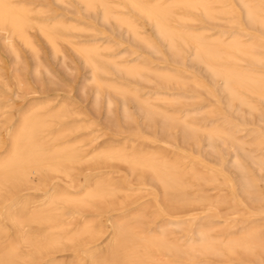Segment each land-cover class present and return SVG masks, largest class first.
Returning a JSON list of instances; mask_svg holds the SVG:
<instances>
[{"label":"rangeland","instance_id":"obj_1","mask_svg":"<svg viewBox=\"0 0 264 264\" xmlns=\"http://www.w3.org/2000/svg\"><path fill=\"white\" fill-rule=\"evenodd\" d=\"M16 1H21L33 9L30 15L33 21L49 23L61 20V23L77 27H59L55 30L60 50L57 54L35 25L29 27V36L37 48V59H34L26 47L16 42L21 57L17 69H14L13 57L3 46L5 36L0 31V140L3 141L0 157L9 151L11 137L21 121L38 114L46 119L47 132L55 133L61 130L62 140L77 142L85 159L70 164V178L44 170L34 176L32 182L20 180L22 183L7 181L3 184L2 190L0 189V260L7 258L8 262L0 264H135L132 263L133 254L126 250L127 241L124 243L120 236L113 233L112 227L118 222L133 225L137 230H145V233H156L159 228L167 227L171 229V237L181 238L182 243L193 236L194 231L201 226L213 228L211 234L219 242L229 237H239L245 231L244 227H258L264 232V227H261L264 226V210L257 211L259 206L264 208V202L255 204L241 193L236 183L237 174L229 165L232 157L231 147L217 144L216 152L212 153L206 145L204 135L202 138L201 134L197 136L196 144L194 140L186 143L177 129L166 134L159 124L148 127L139 112L132 108V104H129L131 119H124L119 96L111 88L108 89L106 84L134 92L140 98H151L155 106L176 117L185 118L195 127L225 128L224 130L235 134L238 140L245 142L248 151L260 158L264 157V117L260 118L256 112L248 113L245 108L236 104L229 106L227 98L222 94L220 81L215 82L202 65L190 60L192 56L189 48L188 51L187 47H182L179 59L171 58L172 54L166 49L165 43L156 36L152 25L121 0H112L110 5H114L117 12L131 16L140 27L141 33L155 44L159 53H153L143 45L138 46L125 28L116 25L114 20L101 19L100 7L87 13L79 0H63L65 4L56 0ZM216 2L218 4L215 3L214 7H217V14L212 20L199 11L188 10L184 12L193 20L190 19L188 23L177 21L175 25L185 30L205 32L208 37L222 36L229 39L238 33L244 42L260 40L259 43L264 44V32L246 25L241 10H238V13L225 14L223 8L227 11L230 2ZM250 3L254 4L255 0H250ZM87 45H98L100 49L106 47V50H100L101 56L96 58L104 70L100 79L105 84L98 103H95V86L90 83V70L77 51ZM110 60L125 65L141 64L143 61L142 65L151 68L153 72L167 71L177 74L183 83L173 81V84L170 81L167 85L160 80L158 83L152 73H145L146 77L141 79L120 75L113 70L110 62H107ZM222 65L238 69L248 67L244 60L238 62V59L222 61ZM36 66L39 67L38 73L34 71ZM255 69L264 73V66ZM195 83L196 87L193 86ZM156 95L157 98H172V104L170 101L154 100ZM107 97L112 101L111 111L106 106ZM250 99L256 104L261 116H264V102L255 97ZM58 110H62V115L53 116ZM103 149H123L163 156L183 168H193L206 180L204 182L186 176L185 180L190 186L186 192L190 199L177 202L171 199V196L165 195L161 185L152 179L149 173H131L129 165L122 161L90 157L95 151ZM222 163L225 164L223 168ZM248 168L251 170V176L257 180L259 192L264 196V172H257L251 165H248ZM210 169L216 171L217 182L208 181ZM225 177L229 180L225 181ZM98 182L113 184L116 191L109 195V198L103 196L92 198V201L89 199L87 204L59 203L57 208L48 206L47 202L52 194L66 192L69 196H80ZM193 196H202L204 200L191 201ZM217 198L221 201L216 203ZM48 215L55 216L57 222H44L45 216ZM193 216L196 219L190 220ZM32 217L38 218V221H33ZM18 220H22L20 226ZM171 220L175 223L170 222ZM57 223L61 227L60 232L65 234H70L88 223L94 227L93 235H85L73 245L63 242L51 248L52 250L49 249V252L37 253L35 248L39 239L42 241L54 229L59 230ZM67 225L69 226L66 227ZM24 234L28 238L27 242L21 241L20 236ZM34 237L35 241H32ZM9 246H12V249ZM9 248L11 250L8 251ZM258 251L243 254L239 250L232 256L199 255L191 260L186 257L179 260L183 263L199 264H264V252ZM136 253L146 262L144 257L140 256L142 252ZM150 264L156 263L151 261Z\"/></svg>","mask_w":264,"mask_h":264},{"label":"bare ground","instance_id":"obj_2","mask_svg":"<svg viewBox=\"0 0 264 264\" xmlns=\"http://www.w3.org/2000/svg\"><path fill=\"white\" fill-rule=\"evenodd\" d=\"M56 1L62 2L63 0H56ZM79 1L83 4L82 8L83 10L84 9L87 10V13L88 11L93 12L95 8L100 7L102 13V16L100 15L102 17L101 19H103L104 21H108L109 19L114 20L115 21L114 23L116 25L125 28L126 32L131 35L132 39H134V41L138 43V46L140 44L146 47L147 49H149L150 51H152L153 53L156 54L159 53L155 44L149 38L145 37L141 33L140 27L131 16L117 12L116 9L114 8L115 6L113 5L114 6L113 7L112 4L110 5L112 0H79ZM121 1L126 5H128L139 16L143 17L148 23L152 25L153 27L152 29H154L156 36L163 43H165V46L167 47L166 49H168L172 54L173 57L171 56V58L179 59L181 56L182 47L184 48L187 47L188 51L190 49L192 56L190 60L202 65L204 70L211 76V78L215 80V82L216 80L220 81L222 94H224L225 97L227 98V104L229 106L236 104L238 107L245 108L248 111V113L256 112L260 118L264 117L261 116V113L259 112L256 104L250 99V97H255L261 100L262 102H264V73L255 69L256 67L264 66V44L259 43L260 40L259 42H256V40L255 41L251 40L250 42H244L240 38L238 33L233 34L231 37H229V39H225L222 36L208 37L205 35L206 34L205 32L193 31L187 29L185 30L184 28H180V26L178 27L175 25V22L177 21L180 23L191 21L190 19L192 18L186 15L184 12L188 10L197 11V12L199 11L207 18L212 20L213 18H215L217 14V10H216L217 7L215 8L214 4L217 3L218 1L217 2L216 0H121ZM224 1L230 2L227 11L226 8L225 10L223 8L225 14L226 12H228V14L229 13L234 14V13H238V10H241L243 14V18L247 23L246 25H248L250 28H256L257 30L264 32V0H255L254 4H251L250 0H224ZM32 13H33V9L21 1L0 0V31L4 33L5 36L3 37V46L5 47L7 53L13 57L14 69H17L19 64L21 63L20 53L17 48V45L15 44L16 42H19L24 47H26L32 53L34 59H37V48L34 42L32 41L31 37L29 36L28 33L29 27L35 25L38 28V31H40V33L48 41L47 43L50 44L53 52L57 54L60 52V50L57 44V36L55 30L59 27H70L69 29H71V27H74L75 29L76 26L75 24H74L75 26H73V24L66 25L65 23H61V20L60 21L54 20L55 22H49V23H40L37 21H33L30 17ZM105 48L106 47L100 49L98 45L97 46L87 45L77 49L79 55L82 56L81 59L83 58L85 65L90 70V83L95 86V90H94V97L96 101L95 103H98V101L100 100L102 96V88L105 85L100 79V75L101 73L104 72V70L100 67L96 58L101 56L99 52L100 50L103 51V49L106 50ZM228 59L230 60L238 59V62L244 60L248 64V67L238 69V68L222 65V61H226ZM0 61H2V59H0ZM107 62H110L111 66H113V70L115 69L114 71H116L120 75L122 74L130 77H139L141 79L146 77L145 73H149V74L152 73L154 77L158 79V83H160L159 80L162 82H166V84L167 83L170 84V81H172V83L173 81L174 83H180V82L183 83V80H181L177 74L175 75L174 73L172 74L171 72L168 73L167 71L153 72V70L152 71L150 70L151 68L148 69L146 65L145 66L142 65L143 61L141 64L132 63L128 65L118 63L114 60H110ZM34 71L38 73L39 67L36 66L34 68ZM180 85L182 86L183 84ZM181 86L180 88H182ZM193 86L196 87L197 86L196 83L193 84ZM106 87L108 89L111 88L119 96L122 104L121 106H122V113L124 119H128V120L131 119L132 116H131V109L129 107V104H132V106H134L132 108H135L139 112V114L142 116L144 122L147 124L148 127L153 126L155 124H159L160 129L163 130L164 133L166 134L170 133V131H174V129H177L178 132L180 133V137H182L181 139L183 140V142L186 143L194 140L193 142L196 144L195 139L197 138V136L201 134L200 138H202V135H204L205 136L204 138L206 139L205 141L206 145L209 147L212 153L216 152L218 146L217 144L228 145L229 147H231L232 157L229 161V165L231 170L237 174L236 183L238 188L240 189L244 197L250 202H253L255 204L256 203L260 204L261 202H264V196L261 195L257 187V183H256L257 180L251 176L250 174L251 170H249L248 168V165H251L253 168L257 170V172H264V157L260 158L259 156H254L250 151L246 149L245 145L247 144L241 140H238L235 137V134L233 135L231 132L224 130L225 128L222 129V127L220 128L195 127L192 124H190L185 118L176 117L172 113L166 110H162L158 106H155L154 104H152L151 98H140L136 93L129 92L118 86H110L106 84ZM157 97L158 96L156 95L154 100L170 101V103L172 104L171 102L172 98L168 99L169 97L168 98H157ZM174 100L177 101V99ZM106 106L108 110L111 111L112 101L109 97L106 98ZM61 112L62 110H58L53 116L60 117L62 115ZM261 120L262 119H260V121ZM46 128H47L46 119L38 114H33L31 117L24 118L21 121L16 131L11 137L12 140L9 151L3 157H0V189L1 187L3 188V184L4 183L6 184L7 181L20 182V180L23 181L27 180L30 182L34 176H37V174H39L41 171L44 170L50 172L52 171L60 175L63 174L66 177L68 176L69 170L72 166L70 164L84 161L85 158L82 155V152L79 146L77 145V142L74 143V142L64 141L62 140L63 132L61 130L55 133H50L46 131ZM252 145L254 144L252 143ZM2 147H3V141L0 140V148ZM90 157L98 158V159L99 158H108L110 160L114 159V160H118V162L122 161L124 162V164L129 165L131 173H136L138 171L149 173L151 177H153L152 179H155L161 185L165 195L171 196V199L177 202H182L190 199L186 192L187 188L190 187L187 181L185 180L186 176H191L192 178H195L197 180H204V182L206 180V178L203 175L196 173L193 170V168L189 166L183 168L177 162L166 159L163 156H157L151 153L149 154L135 153L132 151H125L123 149H103V150L95 151V153H93ZM224 166L225 164L222 163L221 167L223 168ZM42 174L44 173L42 172ZM210 174L211 175L208 181L217 182L218 179H217L216 171L215 170L211 171L210 169ZM38 179H39V175H38ZM224 180L228 181L229 178L225 177ZM115 191H116L115 185L107 184L105 182L104 183L98 182L93 187L87 188L83 192V194H80V196H69L65 194L66 192L64 194H52L51 196L49 195L50 197L47 203L49 204L48 206H52L53 208H57L56 205H58L59 203H77L79 205L85 203L87 204V201L89 199H91L92 201V198H101L103 196L108 197L109 195L114 194ZM202 200H204V197L202 196H193L191 198V201H202ZM220 201L221 200H218V198L217 200H215L216 203ZM236 210L237 209H235V211ZM261 210H264V208H262V206H259L257 208V211H261ZM34 212L36 214V210ZM34 212H32V214H34ZM14 219L16 223V218L14 217ZM195 219L196 217L193 216L190 220H195ZM32 220L38 221V218L33 219L32 217ZM60 221L63 222L62 220ZM44 222H47L49 224H54L57 221L55 216L48 215L45 216ZM170 222L175 223L173 220H171ZM18 224L20 226L22 224V220H18ZM66 224L67 222L65 223V225ZM69 225H67L66 227H68ZM58 226H59V230L54 229L53 231L48 233L42 241L41 239H39L40 241L38 242L37 247L35 248L37 253L49 252L48 251L49 249L56 247L57 245L63 242L73 245L83 236L93 235V231H94L93 230L94 227H92V225L88 223H85L80 228L78 227V230L75 231L72 230L74 232L70 234H65L63 233L62 230L61 233L60 232L61 227L59 224ZM52 227L54 228V226ZM112 228L114 235L120 236L123 242L127 241L126 250L127 252L133 254L132 263L135 264H150L151 261L156 264H199V263H185V262L183 263L182 260L181 261L179 260V258L186 257L187 259L191 260L199 255L223 256L226 254H231L232 256L233 254H236V252L239 250L242 251L241 253L243 252L253 253L258 250L260 252H264V235H262V233L264 232H261L260 228L258 227H251V228L246 227V229L244 227L245 231L242 229L244 232L240 234L239 237H235V238L229 237L227 240L219 242V240H217L216 237H214L213 234H211V232H213L212 230L213 228L211 229L210 227L201 226L198 227L196 231H194L195 232L194 235L189 237L185 243H182L181 238L179 239L172 238L171 229L169 230L167 227L159 228V231L156 233H145L144 232L145 230L143 232L141 231L142 229L137 230L133 225L130 226L125 222H118L115 225H113ZM20 237L22 242H27L28 238L25 236V234L24 236H20ZM32 241H35V237L34 240ZM28 244H30V242H28ZM12 246L9 247L11 248ZM111 247H113V244ZM10 248L8 249V251L12 249ZM13 250L15 249L13 248ZM16 250H18V247ZM136 252H142L140 256H143L147 263L143 262L142 258H140ZM6 256L8 257L9 255L7 254ZM110 258H112V256ZM4 262L5 263L8 262L7 258L6 260L4 259L0 260V263H4ZM209 263L207 262V264ZM203 264H206V262Z\"/></svg>","mask_w":264,"mask_h":264}]
</instances>
